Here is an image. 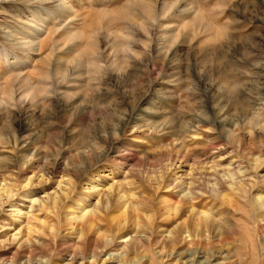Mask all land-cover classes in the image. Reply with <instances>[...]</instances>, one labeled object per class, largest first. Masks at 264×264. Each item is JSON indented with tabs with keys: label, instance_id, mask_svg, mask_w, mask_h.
Returning a JSON list of instances; mask_svg holds the SVG:
<instances>
[{
	"label": "rangeland",
	"instance_id": "obj_1",
	"mask_svg": "<svg viewBox=\"0 0 264 264\" xmlns=\"http://www.w3.org/2000/svg\"><path fill=\"white\" fill-rule=\"evenodd\" d=\"M32 171L34 199L81 175L78 194L122 187L134 208L84 231L67 210L38 220ZM263 180L264 0H0V264H199L217 249L256 264ZM200 210L230 224L198 240Z\"/></svg>",
	"mask_w": 264,
	"mask_h": 264
},
{
	"label": "bare ground",
	"instance_id": "obj_2",
	"mask_svg": "<svg viewBox=\"0 0 264 264\" xmlns=\"http://www.w3.org/2000/svg\"><path fill=\"white\" fill-rule=\"evenodd\" d=\"M19 43H20V41H19ZM17 46H18V44H17ZM33 90L35 92V89H33ZM83 107H85V106H83ZM83 107H82V110H85V109H83ZM25 131H28V130H25ZM27 143H26V145H27ZM35 143H33V145ZM22 147L24 148V146H22ZM34 151H36L38 154H40V149H39L38 146H36ZM89 166H91V165H89ZM85 169H87V167ZM89 170L88 169L85 170V174L88 173ZM91 170H92V168H91ZM37 172H33L32 176L27 178L28 181L26 182V185L23 186V191H22L23 194L27 195V193H26L27 189L26 188L28 186L34 187V185L37 184V183L35 184V180H34V179H37L36 178L37 177ZM215 172H216V176L220 180V185H222V187L225 186L226 188H231L232 189L234 187V185H238V183H239L240 185H242L244 187H250V188H253V189L255 188L252 185V182H251L250 178H248V175L245 174L246 172H241V171H237L236 172L235 171V172H225L224 173L221 170H216ZM235 175H237V177ZM12 177H14V176H12ZM65 177H66L65 175L61 176L60 181H58L57 190L59 189L60 192L55 190L54 193H46L45 196H43L42 198H37V199H34L35 196H33V195H32L33 197H29V195L25 196V197L30 198V199H27V202L30 204V209L33 212V215H31L30 217L37 216V219L40 220V218H38L40 216L39 212H43L42 214H44L47 211L50 212V211L54 210L57 213V211H65V210H67V213L65 212L66 215L68 217L69 216L71 217L68 220L70 222H72V223L80 222L79 223L80 225L78 224V226H80L81 230L84 231L85 229L92 228L94 226V223L97 220V214H100L101 212L108 210L109 208H111L113 205H115L117 203H121L122 201H124L123 202V206L126 209L134 208V205H133L134 203L132 202V200H130V198L128 196H126L125 194H123L121 192L122 191L121 190L122 187H120V189H118V190L114 189L113 186L109 187L108 189H104V187L100 189L101 184L95 185V183L93 181L94 186L90 190H86L85 193L78 194V192H77L78 186L81 185V183L84 182L85 176L81 177V175H80V177H76L75 180H72L70 178L65 179ZM101 178H103V176H100L99 179H97V181L99 182ZM38 180H40V179H38ZM262 184H264V180L262 181ZM4 185H7V184H4ZM36 186H38V185H36ZM5 188L6 187H4V188L2 187L1 191L2 190L5 191L6 190ZM6 192H8L7 193L8 197H6V198H8L11 201H14L15 198L17 197L16 196L14 198V195L12 194V190L11 189L7 190ZM217 193L220 194L219 196L222 195L223 191H222L221 187L219 188ZM263 195L255 197V199H253V203H252V205H253L252 207L255 208L256 216L259 218V221L261 222V225H259V228L261 230H264V196ZM95 197L97 198L96 202L92 201V198H95ZM199 198H200V194L198 193V199ZM15 205H17V204H15ZM11 207H15V206H12V204H11ZM89 207H91V209H88ZM19 212H21V211H19ZM36 213H38V215H36ZM223 214H221V215H223ZM47 215H48V213H47ZM220 216H218V217H220ZM218 217L209 216L207 213H205L203 211L201 212V210L198 211V234H197L198 235V240H200V239L209 240V239H211L210 235H211L212 231H214V233L215 232L218 233L216 230H219L220 228H222L223 225H225L226 223H227V225L230 224L226 220L219 219ZM27 227H28L29 231L33 230L31 225H29ZM78 234H79V232H78ZM205 234H207V235L205 236ZM133 242H135V240L133 238H131L130 240L129 239L125 240L123 242V245H124L123 248H125V250L126 249L128 250L130 245L134 244ZM168 242L175 246L178 242H180V236L176 235V234L170 235V237H168ZM110 245L112 246V242L109 243V242L106 241V246H110ZM124 252L125 251H123V253ZM227 252H228V254L226 256H224V257L222 256V254L224 253L223 249H217V251H214L213 253L212 252H206V254H208V256H209V259L207 258L206 262H204V263H200L199 262V264H236L237 261L235 263V260L233 258V255L231 254V252L230 251H227ZM179 255H181V254H179ZM126 256H127V254L123 255L122 253L117 254V255L110 254V258L111 259H112V257L113 258L120 257L121 258L120 264H125L124 257H126ZM91 257L92 258H91L90 262L87 261L89 263H86L85 262L86 260H85V261L81 262L80 264H96V263L99 262L100 255H93ZM198 258H202V257L199 256V253H198ZM75 260H76V258H72L71 262H69L68 264H76ZM104 263L105 262H103L102 264H104ZM189 263L190 262H187L185 264H189ZM24 264H32V263L29 262V263H24ZM36 264H46V262L44 260V261H40V262H38ZM256 264H264V253H262V254L260 253V255L257 256Z\"/></svg>",
	"mask_w": 264,
	"mask_h": 264
}]
</instances>
